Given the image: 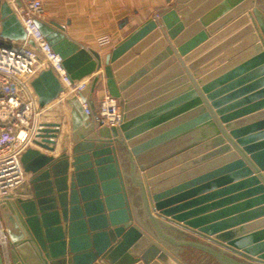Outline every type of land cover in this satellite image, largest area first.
I'll list each match as a JSON object with an SVG mask.
<instances>
[{
  "label": "water",
  "instance_id": "obj_1",
  "mask_svg": "<svg viewBox=\"0 0 264 264\" xmlns=\"http://www.w3.org/2000/svg\"><path fill=\"white\" fill-rule=\"evenodd\" d=\"M0 15L2 39L27 40L11 3ZM35 23L72 82L91 78L94 114L67 99L72 148L45 122L24 153L0 204L13 263L264 264V0H176L106 56ZM103 80L119 128L96 115ZM32 87L42 109L64 91L51 69Z\"/></svg>",
  "mask_w": 264,
  "mask_h": 264
},
{
  "label": "built area",
  "instance_id": "obj_2",
  "mask_svg": "<svg viewBox=\"0 0 264 264\" xmlns=\"http://www.w3.org/2000/svg\"><path fill=\"white\" fill-rule=\"evenodd\" d=\"M21 1L22 6L19 8L15 0L11 5L27 33V40L10 41L0 37V204L27 180L22 157L29 148L35 147L34 141L46 122L42 120L45 109L40 107L32 87L33 80L42 71L51 69L59 79L64 90L60 96L62 100L76 96L86 114H94L88 103L80 97V93L91 83V78L72 82L62 65V58L52 50L35 23L45 15L43 1ZM1 3L0 0V6ZM29 40L35 46L30 45ZM97 44L101 48L112 47L114 41L110 35H104L98 38ZM96 115H99L101 126L108 128H119V121L122 124L124 121L123 108L107 90L96 104ZM11 249L9 232L0 209L3 264H14Z\"/></svg>",
  "mask_w": 264,
  "mask_h": 264
},
{
  "label": "crops",
  "instance_id": "obj_3",
  "mask_svg": "<svg viewBox=\"0 0 264 264\" xmlns=\"http://www.w3.org/2000/svg\"><path fill=\"white\" fill-rule=\"evenodd\" d=\"M12 3L13 0H1ZM45 8L43 21H56L65 25L67 36L102 56L108 55L135 29L145 24L149 19L170 7L176 0H42ZM126 22L124 28L121 25ZM110 35L114 44L112 47L101 48L97 44L98 38ZM104 80L99 84L92 99L97 104L105 93ZM57 123V120L46 121ZM93 125L97 127L95 120ZM67 141V143H64ZM76 137L72 132L71 123L61 127L58 138L61 147L72 148ZM29 178V177H28ZM24 185V184H23Z\"/></svg>",
  "mask_w": 264,
  "mask_h": 264
},
{
  "label": "rangeland",
  "instance_id": "obj_4",
  "mask_svg": "<svg viewBox=\"0 0 264 264\" xmlns=\"http://www.w3.org/2000/svg\"><path fill=\"white\" fill-rule=\"evenodd\" d=\"M42 120H57V123H60L62 127H67L70 124V108L66 104V100H62V98L59 97V99L52 102L49 107H46L42 115ZM64 143H67V141Z\"/></svg>",
  "mask_w": 264,
  "mask_h": 264
},
{
  "label": "bare ground",
  "instance_id": "obj_5",
  "mask_svg": "<svg viewBox=\"0 0 264 264\" xmlns=\"http://www.w3.org/2000/svg\"><path fill=\"white\" fill-rule=\"evenodd\" d=\"M47 107H49V105ZM45 110H46V108H45Z\"/></svg>",
  "mask_w": 264,
  "mask_h": 264
}]
</instances>
